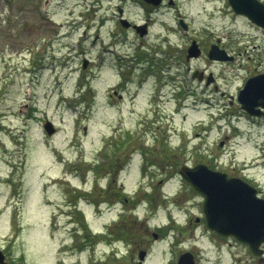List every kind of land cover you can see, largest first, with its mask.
<instances>
[{"label":"rangeland","instance_id":"rangeland-1","mask_svg":"<svg viewBox=\"0 0 264 264\" xmlns=\"http://www.w3.org/2000/svg\"><path fill=\"white\" fill-rule=\"evenodd\" d=\"M117 1L0 0V245L10 246L11 264H138L142 249L148 251L143 264H175L170 239L176 234L169 230L165 236L167 227L159 233L156 225L166 224L169 209L195 203L190 191L196 190L171 166L212 160L229 172L242 174L245 167L264 184V126L251 124L230 103L248 77L264 71V31L229 13L194 8L193 31L226 33L238 55L212 68L226 96L213 95L218 109L189 96L179 113L164 115L161 130L170 128V145L139 148L143 140L137 139L122 156L111 143L116 128L123 123L124 130L135 131L141 115L128 109V95L120 108L114 91L127 66L128 81L135 80L140 68L131 59L139 52L135 45L109 51L101 41L92 43L96 33L110 43L113 23H100ZM166 19L175 22L173 16ZM85 58L89 63L83 68ZM168 107L174 110L173 100ZM48 120L55 124L53 134L44 127ZM150 124L143 122L141 129ZM139 149L153 158L157 154V161L165 155L166 161L150 157L155 166L145 173ZM106 151L112 159L103 165ZM122 191H135L131 208L141 204L134 213L123 206L119 228L112 225L107 204L99 209L98 203L117 199ZM106 224L111 237L101 234ZM85 230L94 243L83 244ZM200 231H185L191 235L185 246L194 238L198 244ZM118 238L112 250L110 243Z\"/></svg>","mask_w":264,"mask_h":264},{"label":"flooded vegetation","instance_id":"flooded-vegetation-1","mask_svg":"<svg viewBox=\"0 0 264 264\" xmlns=\"http://www.w3.org/2000/svg\"><path fill=\"white\" fill-rule=\"evenodd\" d=\"M219 2H223V5H219ZM212 4H214L213 7ZM197 6H200L201 10L207 13H213L214 11L229 13L234 18L242 19L264 31L263 27L253 22L246 14L238 13L229 0H160L159 3L149 2L148 0H118L114 4L111 16L103 17L100 23L101 26H104L107 21L112 22L114 26L113 29H110V43H107L106 46V41L102 40V37L100 39L99 33H96L92 39L94 45L101 41L103 47L109 51L114 49L112 48L114 45L120 47L135 45L134 50L137 51L138 49L139 52L131 59V63L140 68L135 80L128 81V68L130 66H127V74L124 71L121 72L114 91L119 99L120 108H122L126 95H128V109L138 112L142 117H138V128L135 131L132 129L124 130L123 123L116 128V134L114 133L116 139L115 142L111 143H115L116 152L118 151L117 153L122 156L124 151L131 147L137 139L143 140L139 148H146V146H151L156 142L160 144L164 142V144L170 145L171 134L168 133L170 128L167 133L165 129L161 130L164 123L163 119H165L164 115L179 113L184 106H187L186 100L189 96H196L197 99L206 103L209 108L216 106L217 109L219 104L212 101L214 99L213 95L226 96L224 87L221 85V76L218 71L212 68L216 67L217 64L226 66L227 62L234 61L238 58V55L234 53V47L231 41L228 40L226 33L209 29L205 32L193 31L190 13H193L194 8ZM171 16L175 17V22L172 24L166 19ZM158 25L161 26L156 30ZM157 31L158 33H156ZM192 47L196 48V52H190ZM215 47L222 50L221 54L228 59L211 57V49ZM150 51L154 52V56H150ZM127 55L123 56L127 57ZM202 59H206V61L203 62ZM121 61V68H123V64L128 65V59ZM198 63L204 64L199 65ZM259 73H264V71ZM188 74H190L189 78ZM132 83L135 87H132ZM171 100L174 102V110L168 107ZM230 103H236L240 115L245 116L251 124L264 126V115L251 114L249 111L244 110L237 97L236 100H231ZM263 111L264 108L261 109V112ZM150 113L155 114V116L151 117ZM143 122H150L151 124L141 129L144 126ZM108 153V151L103 153L106 154L104 160L108 158ZM115 155L117 157V154ZM128 155V162H131L133 153H128ZM139 155L141 156L140 160L145 164H150V157L156 160L155 162L158 164H164L166 161L165 155L161 156L158 159L159 161L156 159L157 154H155L156 158H153L152 155L150 156L147 152L141 150ZM210 161L212 160L187 165L192 167L206 162L205 164L209 168L226 173L228 177H240L256 188L257 191H254L253 194L264 199V184L259 179L245 173V167H242V174L229 172ZM151 165L155 166V163H151ZM180 166L176 169L171 166L170 169L175 170L174 174L181 177L179 173ZM162 169L165 170L166 167ZM182 180L188 182L185 179ZM112 183L113 180L110 181L109 187ZM188 183L191 185L190 182ZM102 187L105 188L104 185ZM148 191L149 189H145L146 193ZM125 192L122 191L117 199H106L100 202L101 208L102 204H107L105 209L112 213V225L115 224L119 228L122 227L120 222H123V211H125L123 206H127L134 213L141 204V202H135V206L131 208L129 204L135 191ZM190 193L192 197H195V203L190 202L188 204L187 202L186 205L179 207L177 212L169 209L166 211L168 213L166 224L156 225L159 233L161 231L163 233V228L167 227L165 236L169 230L176 234L175 236L172 235L170 239V249L176 251L175 264H178L179 257L185 252L192 254L190 257L195 261V264H264V240L252 247L250 243L244 242L234 234H225L211 228L209 215L205 208L206 195L200 191H190ZM164 197L167 198L168 195L164 194ZM194 208H196V213L193 212ZM177 213L181 215V220H179ZM56 216L58 218V214ZM109 226L111 225L106 224L101 231L105 237L113 235L111 228L108 230ZM193 227L202 228L203 231L199 233L201 241L197 244V240L194 238L191 241L192 245L185 246V243L191 238V235L184 236L185 231L190 232ZM119 239H114L110 243L112 248L116 247V240ZM0 249L5 254L8 264H11L12 260L8 251L10 246L7 248L6 245H0Z\"/></svg>","mask_w":264,"mask_h":264},{"label":"water","instance_id":"water-1","mask_svg":"<svg viewBox=\"0 0 264 264\" xmlns=\"http://www.w3.org/2000/svg\"><path fill=\"white\" fill-rule=\"evenodd\" d=\"M159 3L160 0H148ZM238 13L246 14L253 22L264 28V3L261 0H229ZM196 46V45H195ZM190 52H196L192 47ZM217 47L211 49L210 56L228 59ZM89 59L83 60L86 68ZM242 108L251 114L264 115V73H259L247 79L238 94ZM48 134H53L56 127L51 120L45 124ZM184 179L189 181L196 191L206 195L205 208L209 215L211 228L225 234H234L244 242L254 247L264 240V199L257 197L254 186L240 177H228L226 173L213 170L205 163L195 166L182 165L179 169ZM146 251L139 253L141 264ZM192 254L185 252L179 259V264H195ZM0 262L7 264L5 255L0 249Z\"/></svg>","mask_w":264,"mask_h":264},{"label":"trees","instance_id":"trees-1","mask_svg":"<svg viewBox=\"0 0 264 264\" xmlns=\"http://www.w3.org/2000/svg\"><path fill=\"white\" fill-rule=\"evenodd\" d=\"M109 155V158L110 160L112 159V156H110V153H108ZM114 155V154H113ZM106 160H109L108 158H106L104 161L106 162ZM103 165H104V162H103ZM98 170V168H96ZM86 231V230H85ZM88 232V235H87V239H86V236H83V244H87L89 242H92L94 243V235L91 233V231H86ZM80 246V245H79ZM81 246H82V241H81Z\"/></svg>","mask_w":264,"mask_h":264}]
</instances>
